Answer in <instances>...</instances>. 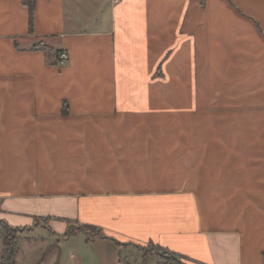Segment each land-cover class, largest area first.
Masks as SVG:
<instances>
[{"label": "crops", "instance_id": "0c3cea01", "mask_svg": "<svg viewBox=\"0 0 264 264\" xmlns=\"http://www.w3.org/2000/svg\"><path fill=\"white\" fill-rule=\"evenodd\" d=\"M169 92L186 130L125 100ZM0 220L15 264H264V0H0Z\"/></svg>", "mask_w": 264, "mask_h": 264}, {"label": "rangeland", "instance_id": "374dc122", "mask_svg": "<svg viewBox=\"0 0 264 264\" xmlns=\"http://www.w3.org/2000/svg\"><path fill=\"white\" fill-rule=\"evenodd\" d=\"M49 41V40H48ZM50 41H52L53 45L57 44L55 43V40L51 39ZM110 71L112 74H114L116 71L115 69L113 70V68H110ZM154 76H159L160 78L164 77V73L160 67V64L156 67L154 73ZM110 78L112 79V77L110 76ZM113 80V79H112ZM112 80H110V82H112ZM104 82V81H103ZM165 94V95H164ZM168 94V96H167ZM132 96L127 97L126 103L129 106V108L131 109V111H142L145 109V107L147 106V112L150 113L149 111H159L161 112L163 115V130L164 131H172V130H186L188 124L186 120V115L182 114V112L179 114L180 118L178 119V128H177V119L174 118L173 112H178L182 111V110H186L185 107H180L176 109L174 108V106H179V105H187L189 104V97H187L184 92H179V93H148L147 99H146V104L143 103V107H140L138 105H136V100H134V95L133 93L131 94ZM162 95H164V97L162 98ZM188 95V93H187ZM192 105V103H190ZM174 108V109H173ZM196 109V111L198 112L200 108H193ZM146 111V109H145ZM183 119V120H182ZM92 231H85L86 235L91 236ZM21 233V231L19 232ZM19 235V234H18ZM142 253V252H141ZM39 254V252H34L33 256H37ZM143 256L146 255L145 258L148 257V254H146V252L142 253ZM32 257V259L34 258ZM169 263H174V262H169ZM177 263V262H175ZM178 264H185L182 261H179Z\"/></svg>", "mask_w": 264, "mask_h": 264}, {"label": "trees", "instance_id": "16d2710c", "mask_svg": "<svg viewBox=\"0 0 264 264\" xmlns=\"http://www.w3.org/2000/svg\"><path fill=\"white\" fill-rule=\"evenodd\" d=\"M31 9H29V26L31 25ZM58 54V52H57ZM79 228H82L85 231L93 230L94 232H97L96 228H93L91 226H80ZM76 227H71L67 229V231L63 234L64 237L71 236L76 231ZM22 231V229L13 227L9 225L7 222L0 220V237L2 240V247L0 251V264H15V258L19 251L18 246V234ZM137 249H139L142 253L146 251H155L152 248L147 249L146 247H143L141 245H135ZM158 258H159V264H178L179 259L164 252V251H156ZM174 262V263H169ZM177 262V263H175Z\"/></svg>", "mask_w": 264, "mask_h": 264}, {"label": "built area", "instance_id": "2783aa9c", "mask_svg": "<svg viewBox=\"0 0 264 264\" xmlns=\"http://www.w3.org/2000/svg\"><path fill=\"white\" fill-rule=\"evenodd\" d=\"M68 60V53L66 51H60L57 54L56 62L58 65H63Z\"/></svg>", "mask_w": 264, "mask_h": 264}]
</instances>
